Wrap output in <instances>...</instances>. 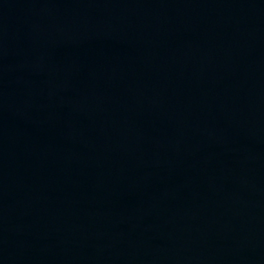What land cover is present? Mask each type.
Listing matches in <instances>:
<instances>
[{"label": "water", "instance_id": "1", "mask_svg": "<svg viewBox=\"0 0 264 264\" xmlns=\"http://www.w3.org/2000/svg\"><path fill=\"white\" fill-rule=\"evenodd\" d=\"M0 264H264V0H0Z\"/></svg>", "mask_w": 264, "mask_h": 264}]
</instances>
